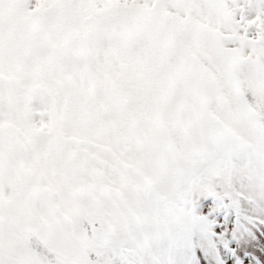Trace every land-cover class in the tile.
Returning a JSON list of instances; mask_svg holds the SVG:
<instances>
[{
	"label": "snow or ice",
	"instance_id": "6c2138e0",
	"mask_svg": "<svg viewBox=\"0 0 264 264\" xmlns=\"http://www.w3.org/2000/svg\"><path fill=\"white\" fill-rule=\"evenodd\" d=\"M0 264H264V0H0Z\"/></svg>",
	"mask_w": 264,
	"mask_h": 264
}]
</instances>
